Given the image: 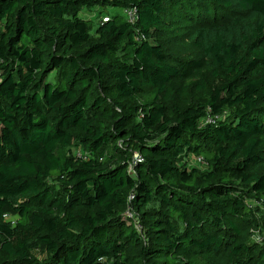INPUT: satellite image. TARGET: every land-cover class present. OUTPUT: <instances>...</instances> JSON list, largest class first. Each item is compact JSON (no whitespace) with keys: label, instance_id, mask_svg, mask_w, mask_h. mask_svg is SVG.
Segmentation results:
<instances>
[{"label":"trees","instance_id":"1","mask_svg":"<svg viewBox=\"0 0 264 264\" xmlns=\"http://www.w3.org/2000/svg\"><path fill=\"white\" fill-rule=\"evenodd\" d=\"M0 73V264H264V0H0Z\"/></svg>","mask_w":264,"mask_h":264},{"label":"rangeland","instance_id":"2","mask_svg":"<svg viewBox=\"0 0 264 264\" xmlns=\"http://www.w3.org/2000/svg\"><path fill=\"white\" fill-rule=\"evenodd\" d=\"M100 11H102V16H101V18H104V17H106V15H103V14H107V16L108 15H110V16H117V15H120V10H117V9H113V8H106V9H101ZM98 12H99V9H95L94 11H92V12H86V11H84V12H82L81 14H79V18H83V19H88V20H90V21H93V22H96V18H97V14H98ZM100 16L98 15V18H99ZM182 46L184 47V48H186V44L185 43H183L182 44ZM189 49H187V51H188ZM227 112L224 114V116H227ZM72 155L73 156H79V157H82V156H85L86 155V153L85 152H83V151H81L80 149H73L72 150ZM187 164H188V166L189 167H191V166H198L197 164H196V160L194 159V160H192V159H188L187 160ZM202 168H203V166H202ZM261 168L264 170V159H263V162H262V165H261ZM6 218H7V220H9V222H12L13 223V220H15V217H14V215H6ZM256 236H257V234H253L252 235V240L253 241H261L260 239L259 240H257L256 239ZM31 253L35 256V257H37V258H43L44 257V254H43V250L42 249H36V250H33V251H31Z\"/></svg>","mask_w":264,"mask_h":264},{"label":"built area","instance_id":"3","mask_svg":"<svg viewBox=\"0 0 264 264\" xmlns=\"http://www.w3.org/2000/svg\"><path fill=\"white\" fill-rule=\"evenodd\" d=\"M120 16L130 25H135L137 23V20H138V12H137V9H135V8H126V9L120 10ZM105 20H107L106 17L102 18V21H105ZM137 39L143 40L144 36L142 34H140ZM0 75H1V73H0ZM216 119L217 118L211 117L209 114H207V116L200 121L199 125L205 126L208 124H214ZM138 162H141V158L139 155L135 154L133 156V163L130 165L129 170L132 169V165L134 166ZM196 164L198 166L205 167V164L202 161V159H196ZM125 216H126V218H128L130 220H134V217H135L133 214V211L130 209L126 211ZM134 224H135V228L137 230H140V226L135 222H134Z\"/></svg>","mask_w":264,"mask_h":264},{"label":"crops","instance_id":"4","mask_svg":"<svg viewBox=\"0 0 264 264\" xmlns=\"http://www.w3.org/2000/svg\"><path fill=\"white\" fill-rule=\"evenodd\" d=\"M110 16V15H109ZM106 18L108 19V16H106Z\"/></svg>","mask_w":264,"mask_h":264}]
</instances>
